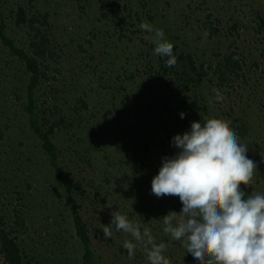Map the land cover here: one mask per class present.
I'll list each match as a JSON object with an SVG mask.
<instances>
[{
    "label": "rangeland",
    "instance_id": "obj_1",
    "mask_svg": "<svg viewBox=\"0 0 264 264\" xmlns=\"http://www.w3.org/2000/svg\"><path fill=\"white\" fill-rule=\"evenodd\" d=\"M143 2L148 4L145 8ZM20 7L29 10V17L47 16L53 47L54 55L42 67L46 79L35 91L38 108H58L77 127V137L70 135L74 128L56 130L53 136L58 162L76 188L67 206L68 195L29 125L24 97L28 75L0 43V220L12 223L14 210L20 207L14 192L26 194L22 203L30 212L29 229L20 231L19 242L27 264H83L84 248L73 231L71 203L81 206L87 223L94 253L91 264H148L147 250L130 234L112 226L113 235L106 239L101 225H108L111 214L119 211L143 231L148 218L164 210L166 202L171 199L176 206L180 202L178 196L158 198L151 192L162 159L171 157L163 148L177 150L172 138L181 131H170L164 126L167 121L155 120L161 109L155 100L176 102V93L162 75V59L146 43L149 33L140 28L139 15H155L156 21L148 16L144 21L179 34L180 50L193 53L196 62L204 64L208 76L203 94L210 118L230 121V126L243 124L245 136L237 135L239 143L247 145L248 158L258 165L252 184L241 185V190L264 194V30L256 17L261 11L264 20V0H34L32 5L0 0L7 33L28 49L30 35L15 23ZM209 15L222 30L214 39L208 38L203 26ZM234 23L240 27L237 35L229 33ZM228 52L243 62L245 78L219 87L214 63L217 55ZM214 90L223 95L222 101ZM41 118L38 115L37 121ZM133 125L154 150L151 155L141 156L131 144ZM120 206H125L124 212ZM126 240L136 243L135 252L139 247L144 255L134 253L130 259L123 247ZM171 240L175 245L163 253L170 264H199L182 241Z\"/></svg>",
    "mask_w": 264,
    "mask_h": 264
},
{
    "label": "clouds",
    "instance_id": "obj_2",
    "mask_svg": "<svg viewBox=\"0 0 264 264\" xmlns=\"http://www.w3.org/2000/svg\"><path fill=\"white\" fill-rule=\"evenodd\" d=\"M140 28L153 33L154 54L168 57V67L177 63L173 43L162 29L145 21ZM216 99L223 95L214 90ZM184 118L185 113H180ZM178 150L164 157L151 182L155 196H178L182 210L169 211L163 218L165 234L182 246L199 264H264V194L246 195L241 190L252 184L258 165L247 156V145L230 128V121L205 118L193 121L190 130L172 138ZM247 197V198H245ZM108 225H101L104 238L116 231L130 234L147 250L148 264H170L163 255L167 245L157 244L151 230L115 211ZM150 246V247H149ZM123 247L133 258L136 243L126 240Z\"/></svg>",
    "mask_w": 264,
    "mask_h": 264
},
{
    "label": "trees",
    "instance_id": "obj_3",
    "mask_svg": "<svg viewBox=\"0 0 264 264\" xmlns=\"http://www.w3.org/2000/svg\"><path fill=\"white\" fill-rule=\"evenodd\" d=\"M24 2H26L28 5H32L34 0H24ZM146 5H148L147 2H143L142 8H145ZM111 14L114 15L115 18H118L116 12L111 11ZM260 15L261 11H256V17L257 19H260L258 20V27L260 30H264V20L260 17ZM145 16H148V19L151 21H156L155 15L151 16L149 13H147ZM144 17L140 15L137 16L139 26L140 23L144 21ZM211 17V15L208 16V20L207 22H203V26L207 31L208 38L214 39L216 36H221L222 30H220L218 27L219 25L216 27V25H214V23L209 20ZM0 19V43L4 48H6V50L9 51V54L13 56V58L17 59L19 64L23 65V68L28 75V79L26 80L25 84L24 97L26 99L25 110L29 116L28 121L30 128L37 140L41 143V149L47 155V157L50 158V163L55 170V176L62 184L66 195H68L66 198L67 206H69L68 204L70 203L71 197L70 194H73V191L75 192L76 188L74 187L72 180H70L69 177L65 175L64 170L58 162L59 148L54 143L53 136L55 135L56 130H62L64 128L67 132H70L69 129L74 128L75 132H73V134L71 133L70 135L72 137H77V127L74 126L75 123L72 120V117L69 116L70 119H67L65 114H59L61 111L58 108H38L35 97L36 89L42 83V81L46 79V74L42 70L43 63L48 61V59L54 55L53 47L50 44V38L47 32L48 28H46L48 26L47 16L34 14L29 17V10H27L26 7H20L17 11L15 16L16 25L24 27L25 30L28 31V35H30L28 49L20 47L18 44H16V42L7 33V25L5 24V20L2 18L1 14ZM257 19L255 18V21ZM154 28H156V26ZM239 28V24L234 23L232 30L229 33L231 35H237L239 34ZM138 31L139 30L136 32ZM163 31L165 33L166 39L173 43V55L177 57V63L173 67H168L166 65L165 61L168 59V57H160L162 59V75L163 77H166L167 85L171 86L170 89L176 93V102L166 100L167 98L165 99L164 97L163 99H165V101L163 100V102H160L159 99L155 100V106H159V108H161L160 112H157L158 115L155 117V120L167 121V123L164 124L166 129H170V131H173V129L176 131H181V134H183L185 131H187L186 126L190 125V128L193 121L201 120V122H203L205 118H210V110L206 101L207 99L203 94L205 87L203 83L205 78L208 76V71L204 67V64L199 65L196 62L193 53L180 50L178 44L176 43V40L178 41L182 39L179 34L175 36L172 33V29L168 28L164 29ZM181 32L183 36H185L186 32L183 30ZM152 35L153 33H149L148 36L151 37ZM224 35H226V33ZM123 37H125L124 34ZM146 43L149 45L148 47L150 49L155 48V44H153L150 39ZM214 64V75L216 76L219 87L228 86L231 82L240 81L245 78L243 62L240 58L236 57L235 52L217 55ZM213 65H210L208 68L211 69ZM138 108L139 107L136 105L134 106L133 110L136 111ZM181 112L185 113L184 118H181ZM38 115H41L42 117L41 122L37 121ZM237 123L238 122L234 123V125L230 126V128L234 131L236 130L237 135L244 137L246 127H244L243 124ZM139 131L140 129L138 125L130 126V142L134 146H137L135 147L141 156L151 155L154 150L150 149L149 142L145 138H142ZM141 145L144 146L142 147ZM163 149H165L166 152H169L171 156H174L178 151L171 146ZM157 150L158 149L155 151ZM137 161H140L139 156H137ZM139 164L142 167H145V162ZM244 192L246 195H250L246 191ZM14 193L18 194L17 200L19 201L18 204L20 207L14 210L12 223L6 224L0 220V260L2 261V264H27L25 260V251L19 242V233L20 231L24 233L25 231H28L29 223L27 215L30 212L24 208L25 206L22 203V200L24 201L26 199V194L17 191ZM174 204L170 199L169 203H165L167 206L164 210H160V213L154 212L153 215L148 218L150 223L147 227L151 230L154 240L157 242V244L163 242L167 245V249L164 253H166L171 248V246L175 245L176 243V241H172L170 236L165 234L161 228V225L164 226L162 218L164 215H166L169 211H176L179 213V207H182L181 201L178 202L177 206ZM71 205H73L71 209L73 231L75 232V237L77 238L79 244L82 248H84L83 264H91L94 253L91 248V237L88 232L87 223L80 214L79 209L81 206L74 205L72 203ZM118 208L124 212L123 209H125V206L124 208H121V206ZM157 232H159V236H157ZM143 248L148 250L145 247ZM121 251L123 252V248L120 249V252ZM125 253L128 254V251L126 250ZM135 253L141 257L144 255L142 254V251L139 247L138 251Z\"/></svg>",
    "mask_w": 264,
    "mask_h": 264
}]
</instances>
